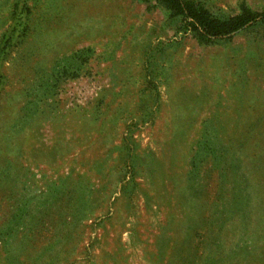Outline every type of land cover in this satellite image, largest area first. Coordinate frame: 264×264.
<instances>
[{"label": "rangeland", "instance_id": "obj_1", "mask_svg": "<svg viewBox=\"0 0 264 264\" xmlns=\"http://www.w3.org/2000/svg\"><path fill=\"white\" fill-rule=\"evenodd\" d=\"M190 1L0 0V264H264V0Z\"/></svg>", "mask_w": 264, "mask_h": 264}, {"label": "trees", "instance_id": "obj_2", "mask_svg": "<svg viewBox=\"0 0 264 264\" xmlns=\"http://www.w3.org/2000/svg\"><path fill=\"white\" fill-rule=\"evenodd\" d=\"M158 1L174 16L181 15L190 19L193 29L199 30L203 36L225 35L257 19V15L249 10H244L243 14L228 17L221 14L212 15L199 3L190 0Z\"/></svg>", "mask_w": 264, "mask_h": 264}]
</instances>
